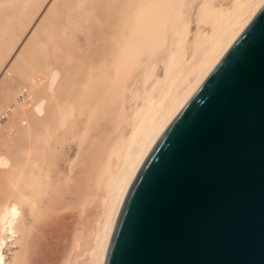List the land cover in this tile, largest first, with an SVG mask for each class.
<instances>
[{
  "label": "bare ground",
  "instance_id": "6f19581e",
  "mask_svg": "<svg viewBox=\"0 0 264 264\" xmlns=\"http://www.w3.org/2000/svg\"><path fill=\"white\" fill-rule=\"evenodd\" d=\"M263 3L0 0V264H31L65 213L50 264H103L139 167Z\"/></svg>",
  "mask_w": 264,
  "mask_h": 264
},
{
  "label": "water",
  "instance_id": "95a60500",
  "mask_svg": "<svg viewBox=\"0 0 264 264\" xmlns=\"http://www.w3.org/2000/svg\"><path fill=\"white\" fill-rule=\"evenodd\" d=\"M103 264H264V3L139 167Z\"/></svg>",
  "mask_w": 264,
  "mask_h": 264
},
{
  "label": "rangeland",
  "instance_id": "374dc122",
  "mask_svg": "<svg viewBox=\"0 0 264 264\" xmlns=\"http://www.w3.org/2000/svg\"><path fill=\"white\" fill-rule=\"evenodd\" d=\"M196 3L193 6V9H196L197 7ZM194 13L195 10H192L189 15V21H190V28L195 29V23H194ZM157 69V76H162V67L161 65L158 66ZM127 133V132H126ZM65 151L67 154L68 163H74L76 161V157L78 154V146L75 144V142H70L66 147ZM61 160H59V163L57 161V167L56 169L62 168V165L60 164ZM68 171V167L66 166V172ZM72 228V215L70 213H65L61 215L58 218H55L54 220H51V222L46 223L44 226L39 227L37 231V237L39 236V239H41L37 246V252L40 248V253L36 256V260H31V264H50L51 262H55L57 259V256L59 255V252L62 249L64 239L69 234L70 230ZM38 239V240H39ZM39 247V248H38ZM42 247V249H41ZM42 250V253H41ZM56 263V262H55Z\"/></svg>",
  "mask_w": 264,
  "mask_h": 264
}]
</instances>
